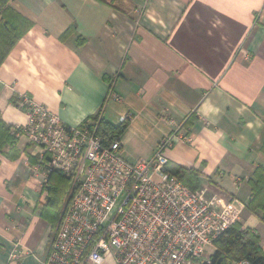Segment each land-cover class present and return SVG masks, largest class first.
<instances>
[{
	"label": "crops",
	"instance_id": "1",
	"mask_svg": "<svg viewBox=\"0 0 264 264\" xmlns=\"http://www.w3.org/2000/svg\"><path fill=\"white\" fill-rule=\"evenodd\" d=\"M34 25L0 66V119L24 127L13 102L28 96L76 128L97 115L117 126L124 157L166 151L170 164L200 173V193L217 207L238 200L237 223L264 252L262 212L250 180L264 167V0H14ZM72 29L62 41L60 36ZM110 87H112L110 91ZM24 138L20 157L0 154V264H37L51 225L48 193L33 180ZM236 223V224H237ZM16 248L27 254L15 257ZM215 249L213 250L214 253Z\"/></svg>",
	"mask_w": 264,
	"mask_h": 264
},
{
	"label": "built area",
	"instance_id": "2",
	"mask_svg": "<svg viewBox=\"0 0 264 264\" xmlns=\"http://www.w3.org/2000/svg\"><path fill=\"white\" fill-rule=\"evenodd\" d=\"M16 106L29 118L16 127L18 137L37 150L33 180L42 189L56 170L71 181L55 237L37 264H209L215 240L242 215V202L217 207L164 172L166 151L185 140L182 125L150 159L131 162L120 139L105 146L93 124L70 127L28 96ZM27 253L16 248L14 256Z\"/></svg>",
	"mask_w": 264,
	"mask_h": 264
},
{
	"label": "trees",
	"instance_id": "3",
	"mask_svg": "<svg viewBox=\"0 0 264 264\" xmlns=\"http://www.w3.org/2000/svg\"><path fill=\"white\" fill-rule=\"evenodd\" d=\"M14 0H0V66L14 48L16 43L23 38L33 27L34 23L15 10L10 3ZM73 29V28H72ZM68 29L60 39L64 41L71 33ZM112 87H110L111 91ZM20 98L13 99L16 104ZM85 123L93 124L96 134L101 138L105 146H109L115 140L120 139L128 127V121L115 126L106 121L101 111ZM84 123V124H85ZM20 129L7 125L0 119V154L9 160L20 157L17 148ZM31 146L27 145L24 152H28ZM264 150V147H263ZM32 166L37 164L36 157H28ZM164 172L176 177L192 192L201 189L200 173L195 169H188L179 165L169 164L164 167ZM252 198L248 204L250 211H261L264 221V167H257L253 178L250 180ZM44 190L48 193L46 205L41 209V217L51 225V230L58 223L61 215V206L64 196L71 189V181L61 172L53 170L45 183ZM215 251L210 256L209 264H264V252L261 248L260 237L250 229H244L237 223L230 227L215 242Z\"/></svg>",
	"mask_w": 264,
	"mask_h": 264
},
{
	"label": "rangeland",
	"instance_id": "4",
	"mask_svg": "<svg viewBox=\"0 0 264 264\" xmlns=\"http://www.w3.org/2000/svg\"><path fill=\"white\" fill-rule=\"evenodd\" d=\"M36 184H37V183H36ZM39 187L41 188V186H39ZM44 188H45V187H44ZM44 188H42V191L45 192ZM70 190H71V189H70ZM69 193H70V191H68V194H67L66 196H64V199H63L64 202L62 203V206H61L62 209H61V211H63V209L65 208V203H66L67 200H68ZM61 214H62V212H61ZM60 216H61V215H60ZM57 225H58V224H56L55 227L50 231V235H49V237H48V242H47V248H46V249L49 248L51 242L53 241V239H54V237H55V233H56ZM45 253H46V250H45Z\"/></svg>",
	"mask_w": 264,
	"mask_h": 264
}]
</instances>
